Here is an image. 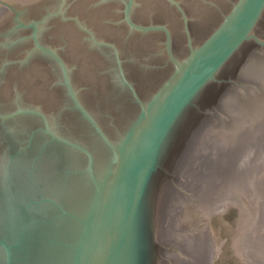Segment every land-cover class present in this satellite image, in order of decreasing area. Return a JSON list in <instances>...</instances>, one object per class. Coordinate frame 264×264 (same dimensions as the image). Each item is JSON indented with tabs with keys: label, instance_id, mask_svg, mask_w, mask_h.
Returning a JSON list of instances; mask_svg holds the SVG:
<instances>
[{
	"label": "water",
	"instance_id": "water-1",
	"mask_svg": "<svg viewBox=\"0 0 264 264\" xmlns=\"http://www.w3.org/2000/svg\"><path fill=\"white\" fill-rule=\"evenodd\" d=\"M0 264H264V0H0Z\"/></svg>",
	"mask_w": 264,
	"mask_h": 264
}]
</instances>
